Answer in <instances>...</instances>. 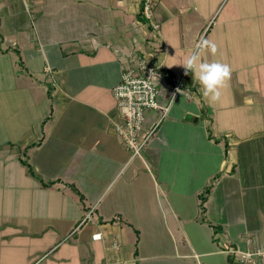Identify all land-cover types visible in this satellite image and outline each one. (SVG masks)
<instances>
[{"label": "crops", "instance_id": "1", "mask_svg": "<svg viewBox=\"0 0 264 264\" xmlns=\"http://www.w3.org/2000/svg\"><path fill=\"white\" fill-rule=\"evenodd\" d=\"M197 1L164 0L183 22L153 10L169 24L157 32L141 0H0V264H242L235 251L264 250V0H233L214 32L226 57L202 59L232 70L220 102L188 73L141 156L115 129L125 66L185 73L206 29L186 18ZM250 34L260 70L233 46Z\"/></svg>", "mask_w": 264, "mask_h": 264}, {"label": "built area", "instance_id": "2", "mask_svg": "<svg viewBox=\"0 0 264 264\" xmlns=\"http://www.w3.org/2000/svg\"><path fill=\"white\" fill-rule=\"evenodd\" d=\"M142 13L153 19L152 5L155 0H141ZM155 29L159 24L152 22ZM185 73L179 78L169 79L151 60L137 59L133 64L125 66L121 81L113 88L117 100L118 119L115 129L121 137L131 157L141 156L143 150L167 117L174 97L183 91ZM166 89L170 90L167 101L160 99ZM97 235V234H96ZM237 262L252 263L264 257V250L235 251Z\"/></svg>", "mask_w": 264, "mask_h": 264}, {"label": "rangeland", "instance_id": "3", "mask_svg": "<svg viewBox=\"0 0 264 264\" xmlns=\"http://www.w3.org/2000/svg\"><path fill=\"white\" fill-rule=\"evenodd\" d=\"M157 1L156 2L154 1L153 5H152V10L157 11L161 14H167L171 18L172 17L177 18L179 25H180V23L183 22V17H181V15L178 14V16H176L175 14H177V13L174 14V12H172V9L174 7L173 2L171 3V5L167 6L165 4L164 0H160L159 2H157ZM231 4H233V0H205V1L203 0V2L198 0L196 4L194 3L193 5L189 6V8L186 10L188 14L196 16L195 18H193L190 16L188 17L186 15V18L188 20L190 18L191 21L190 20L189 21L191 24H192L193 20L197 21L198 19H201V21L203 22L202 27L206 28L204 30L202 37L199 39V41L202 38H208V39H211L212 41H214L216 43V45L218 47V52L215 56L212 55V58H215V59H219L220 56L226 57V50L223 49L225 46V42L222 39L219 40L218 35H216L214 32H216L217 30L219 31L221 29V27L223 26L222 19H223L225 13L228 11V8L231 6ZM216 7H219V8L216 9ZM198 10H201V12H199ZM197 15H199L200 17ZM153 18H154V15H153ZM153 20L155 22H157L159 25L161 24V31H164L165 27H167V25H169L167 23L166 19H162L161 21H160V19H159V21L155 20V19H153ZM155 31L158 32V30H156V29H155ZM155 31H153V32L157 36ZM213 35L215 36L214 40H213ZM197 37H198V35H197ZM238 37H240V36H238ZM238 37L235 35H231L232 40L235 38H238ZM156 40H157L156 42L158 43L159 38H157ZM237 44H239V46L241 45L243 48L245 47V45L248 46V51H243V52H247L249 54L248 55L249 60H252V61L254 60L253 62H251V64L252 63H254V64L259 63V66L256 68H253L252 70H254V71H255V69L260 70V35L259 34H250L247 37V43L245 40L242 41L239 39V40H235L233 42V46L237 47ZM231 51H232V53H234V58H233L234 60H235V58L239 57L236 54L239 51H236V50H231ZM208 53L209 52L202 53L201 58L205 59V57L208 56ZM255 60H257V61H255ZM255 107L256 108L250 107V109H253V110L255 109L254 111L252 110L253 114H251V113L250 114H251V117H252L254 122L260 123V107H258V108H257V106H255ZM156 135H157V133H156ZM202 197H203V195H202Z\"/></svg>", "mask_w": 264, "mask_h": 264}, {"label": "clouds", "instance_id": "4", "mask_svg": "<svg viewBox=\"0 0 264 264\" xmlns=\"http://www.w3.org/2000/svg\"><path fill=\"white\" fill-rule=\"evenodd\" d=\"M120 2L122 3L123 0ZM204 52L215 56L218 52L216 43L211 39L202 38L181 65L185 69V74L191 73L198 82L204 99L209 104H214L221 101L222 89L231 79L232 70L226 63L202 60L201 54ZM245 102L250 103V99L246 98Z\"/></svg>", "mask_w": 264, "mask_h": 264}, {"label": "trees", "instance_id": "5", "mask_svg": "<svg viewBox=\"0 0 264 264\" xmlns=\"http://www.w3.org/2000/svg\"><path fill=\"white\" fill-rule=\"evenodd\" d=\"M141 3H142V1H141ZM142 6H143V3H142ZM3 39H4V37H3V35L0 33V41H3ZM183 85H184V80H183ZM30 172H32V170H31V167H30ZM76 191H77V189H75ZM209 190L210 189H207V191H206V194H203V197H202V206H203V202H205V199H206V195L209 193ZM78 192V191H77ZM205 195V196H204ZM81 197H82V195H80Z\"/></svg>", "mask_w": 264, "mask_h": 264}]
</instances>
